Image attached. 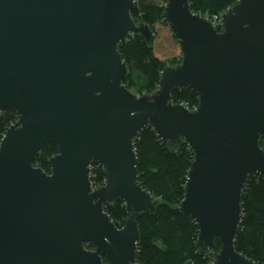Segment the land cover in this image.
Listing matches in <instances>:
<instances>
[{
    "label": "water",
    "instance_id": "water-1",
    "mask_svg": "<svg viewBox=\"0 0 264 264\" xmlns=\"http://www.w3.org/2000/svg\"><path fill=\"white\" fill-rule=\"evenodd\" d=\"M164 20L182 61L139 95L120 51L132 35L154 38L137 0H0V112L17 115L0 142V264H137L138 219L158 204L137 166L147 126L194 152L179 209L199 225V251L218 239L213 264H258L235 240L247 180L264 174V0H238L217 24L167 0ZM187 85L195 109L173 102ZM51 143L48 173L35 162ZM93 161L108 171L101 186ZM119 199L122 226L105 210Z\"/></svg>",
    "mask_w": 264,
    "mask_h": 264
},
{
    "label": "trees",
    "instance_id": "trees-1",
    "mask_svg": "<svg viewBox=\"0 0 264 264\" xmlns=\"http://www.w3.org/2000/svg\"><path fill=\"white\" fill-rule=\"evenodd\" d=\"M191 10L213 19L223 15L238 0H189ZM145 23L154 31V38L148 43L141 35H132L120 44L121 54L129 71L127 87L134 93L152 94L159 88L161 73L166 66L182 61L180 54L163 58L156 49L157 27H170L174 42L181 46L173 27L164 20L167 0H137ZM138 21V20H136ZM182 49V46H181ZM174 103H183L190 109L199 104V94L190 86L177 88L172 92ZM17 120L15 113L0 112V142L6 131ZM264 147V138L260 141ZM138 157L139 179L145 189L158 200L154 213L145 212L138 219L140 241L137 264H213V255L221 250L220 240L208 254L199 251L197 240L199 225L190 215L183 213L179 206L185 198L194 152L185 139H180L176 150L170 149L151 126L144 127L135 140ZM59 152L55 143L49 144L36 160L35 165L51 172L50 159ZM107 169L97 161L91 165V180L94 186L106 182ZM243 217L235 240L237 251L248 258L264 264V174H251L242 195ZM111 219L123 225L130 209L123 199L105 204ZM86 247L93 249L92 243Z\"/></svg>",
    "mask_w": 264,
    "mask_h": 264
},
{
    "label": "rangeland",
    "instance_id": "rangeland-1",
    "mask_svg": "<svg viewBox=\"0 0 264 264\" xmlns=\"http://www.w3.org/2000/svg\"><path fill=\"white\" fill-rule=\"evenodd\" d=\"M157 29L159 34L155 45L158 53L165 59L180 54L182 51L181 46H179L177 42H174L175 40L173 39L174 37L170 27L167 25H160Z\"/></svg>",
    "mask_w": 264,
    "mask_h": 264
},
{
    "label": "built area",
    "instance_id": "built-area-1",
    "mask_svg": "<svg viewBox=\"0 0 264 264\" xmlns=\"http://www.w3.org/2000/svg\"><path fill=\"white\" fill-rule=\"evenodd\" d=\"M221 18H222V15L221 16L216 15V16H214L213 19H210V20H212L214 24H217L221 21Z\"/></svg>",
    "mask_w": 264,
    "mask_h": 264
}]
</instances>
